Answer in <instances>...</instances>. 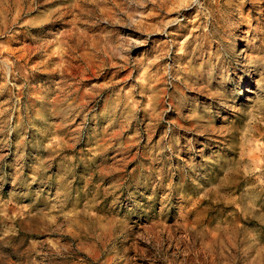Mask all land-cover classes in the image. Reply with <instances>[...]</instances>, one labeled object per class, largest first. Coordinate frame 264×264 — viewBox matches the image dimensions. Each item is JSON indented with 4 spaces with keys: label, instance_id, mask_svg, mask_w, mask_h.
<instances>
[{
    "label": "rangeland",
    "instance_id": "rangeland-1",
    "mask_svg": "<svg viewBox=\"0 0 264 264\" xmlns=\"http://www.w3.org/2000/svg\"><path fill=\"white\" fill-rule=\"evenodd\" d=\"M0 264H264V0H0Z\"/></svg>",
    "mask_w": 264,
    "mask_h": 264
}]
</instances>
